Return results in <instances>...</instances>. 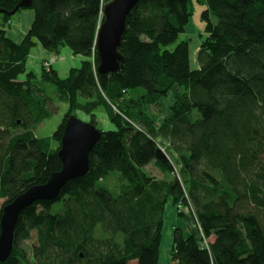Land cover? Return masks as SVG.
Here are the masks:
<instances>
[{"label": "trees", "instance_id": "trees-1", "mask_svg": "<svg viewBox=\"0 0 264 264\" xmlns=\"http://www.w3.org/2000/svg\"><path fill=\"white\" fill-rule=\"evenodd\" d=\"M20 1L0 0V216L61 169L70 116L97 128L100 110L114 130L97 128L85 175L22 211L0 264H157L169 204L177 216L188 210L195 228L173 230L169 263L264 264V0H204L197 69L188 41L177 43L192 0H140L125 21L120 71L102 75L95 40L111 0H32L33 21L16 43L7 30ZM37 45L84 60L66 77L41 65L36 74L26 64ZM39 81L67 105L48 137L34 133L50 114ZM173 87L180 91L157 125L149 110ZM150 163L169 178L145 173Z\"/></svg>", "mask_w": 264, "mask_h": 264}, {"label": "water", "instance_id": "water-1", "mask_svg": "<svg viewBox=\"0 0 264 264\" xmlns=\"http://www.w3.org/2000/svg\"><path fill=\"white\" fill-rule=\"evenodd\" d=\"M140 0H111L103 7V22L96 40L98 74H115L120 71L123 58L118 49L126 32V18ZM32 0H21L11 16L19 8L27 9ZM0 13L5 11L0 10ZM101 132L89 122L70 116L65 124L57 156L61 169L50 175L42 185H35L2 208L0 216V262H4L12 251L14 229L22 211L37 201H54L64 185L85 175L89 168V154Z\"/></svg>", "mask_w": 264, "mask_h": 264}, {"label": "rangeland", "instance_id": "rangeland-1", "mask_svg": "<svg viewBox=\"0 0 264 264\" xmlns=\"http://www.w3.org/2000/svg\"><path fill=\"white\" fill-rule=\"evenodd\" d=\"M192 4H193V16L191 18V22H189L190 24H188L186 26L185 29H189V27L192 25L195 29V34L194 36L188 34L187 32H184L182 34L179 35L177 43L182 41V40H189L192 39L193 37H197V29L201 30L200 34H202L201 36V40H203V32L202 30H204V23L201 20V13L202 11L206 8L205 4H204V0H192ZM33 10L31 9H24L18 13H16L13 18L11 19V25H15L17 23V21L21 22L22 27L28 29L30 24L33 21ZM0 24H1V20H0ZM17 27H20V23H17ZM191 26V27H192ZM9 29L8 28V32L7 35L9 34ZM10 37H12L11 35H9ZM192 36V37H191ZM194 39H192L193 41ZM192 49V47H191ZM190 49V51H191ZM45 51L43 49H41L38 45L35 46L32 50H31V54L29 56H33L35 55V57L38 59V63L40 65V61H47V64L50 65V67H52L53 65L56 64V62L59 61V59L61 57H63L65 54L71 56L72 59H74L73 63H71L72 65H69V68H79L81 65V62L84 60L83 57L81 56H73L70 53V50L68 48H62L60 50V56L58 57L56 56L55 58H57L56 60L53 61V54L48 55L47 57H43L41 54L44 53ZM192 52V51H191ZM190 52V54H192ZM41 55V56H40ZM192 56V55H191ZM43 57V58H42ZM54 58V59H55ZM32 59L29 58V61H27V68L30 70H33L36 74H38L40 72V66L38 67V65H32L31 66V61ZM51 63V64H50ZM68 63V62H67ZM42 67H49V66H44L43 64H41ZM57 65H55L53 67V70L57 71ZM59 75L61 77H65L67 76L66 73H62L60 70L58 71ZM40 87H42L43 90H45L47 96L50 98V100L48 101V108L50 109V114L49 116L38 126H36L34 133L37 137H48L51 136L53 134V132L56 130V128L58 127V125L60 124L64 114L67 111V105L64 102H61L58 100L57 95L55 94V90L53 85L48 84V83H42L41 81H39L37 83ZM136 92L131 91L130 95H136ZM168 98H170V100H172L173 95L172 92L169 93V95L167 96ZM166 103L163 102V114L162 115H157L155 114V108L153 107L150 108V114L153 117H157L156 119V124L159 125V122L161 120L164 119V117H166L168 115V111L166 108ZM153 111V112H152ZM196 114V111H195ZM96 118H97V128L101 129L102 131H110V130H114V127L109 123V122H104V114L102 111L98 110L95 112ZM75 117L82 121V122H89V116L82 114L80 112H76L75 113ZM143 171L153 177L157 178H161L160 176H162L165 180H167L169 178V175L167 173H162L159 169H157L156 167L153 166L152 163L148 164L147 166L143 167ZM161 178V179H163ZM114 181L110 180L108 182V190L114 195L116 196V194L118 193V190L113 188ZM5 200H0V210L1 207L3 205ZM164 223H163V229H162V238H161V244H160V250H159V259H158V263L157 264H167L168 261V253L170 251V245L172 242V237H171V232H170V226L173 224L170 221V218H179L182 220V222H184L183 217L181 216H177L174 212V209L172 207L171 204L167 205V208L165 209L164 212ZM170 217V218H169ZM180 222V221H178ZM186 226V224H185ZM187 227V226H186ZM191 231H194V227L193 225L190 226L189 228ZM34 241V233L31 234V239H29L28 241L22 243L21 245L23 247H29V245ZM211 241V239H210ZM129 264H136L135 261L130 262Z\"/></svg>", "mask_w": 264, "mask_h": 264}, {"label": "crops", "instance_id": "crops-1", "mask_svg": "<svg viewBox=\"0 0 264 264\" xmlns=\"http://www.w3.org/2000/svg\"><path fill=\"white\" fill-rule=\"evenodd\" d=\"M12 23V22H11ZM17 23H20V25H21V22L20 21H17ZM17 23L13 26V25H10V29H9V34L7 35V36H9V35H11L12 37H10L14 42H16V43H19V42H21V40L23 39V37L25 36V34H26V31H27V29L26 28H24V27H22V25L20 26V27H17V26H19V25H17ZM190 24V23H189ZM192 26V25H191ZM189 27V29L187 30V29H185V32H187L188 34H190V35H192V36H194V34H195V29H194V27L192 26V27ZM197 31V37H196V39H195V37H193L192 39H194L193 41H192V39H190V41L189 40H187L188 41V43H189V55H190V62H191V68L192 69H197L198 68V64H197V62H196V54H197V51H198V49H199V47H200V44H201V36H202V34H200V31L201 30H196ZM7 32H8V30H7ZM202 32H203V37H205V35H204V30H202ZM191 36V37H192ZM191 47H192V49H191ZM190 49H191V51H190ZM71 52V51H70ZM190 52L192 53V54H190ZM31 54V53H30ZM71 55H73L72 54V52L70 53ZM43 57H47L48 55H50V53H48V52H44V53H42L41 54ZM40 55V56H41ZM192 55V56H191ZM74 56V55H73ZM42 57V58H43ZM58 57H61L60 56V54H59V56ZM29 58L30 59H32V60H30L31 61V66L32 65H38V67L40 66L39 65V61H38V59L35 57V55H33V56H29L28 57V61H29ZM73 61H74V59H72L71 58V56H69V55H67V54H65L63 57H61L60 59H59V61L58 62H56V64L55 65H57V74L59 75V70L62 72V73H66V75L68 74V71L71 69V68H69V65H72L71 63H73ZM68 62V63H67ZM55 65H53L52 66V69H53V67L55 66ZM60 76V75H59ZM61 77V76H60ZM66 77V76H65ZM180 91V88H178V87H173L172 88V95L174 96L176 93H178ZM173 99V98H172ZM163 102H165L166 103V108H167V111H168V109H169V106L171 105V103H172V100H170V98H168V97H165V98H162V99H160L159 101H158V104L157 105H155V106H153L154 108H155V114H157V115H162L163 114ZM153 107H152V110H153ZM153 112V111H152ZM164 115V114H163ZM105 117V116H104ZM104 122H108V120H107V118L105 117L104 118V120H103ZM161 178H163L162 176H160ZM161 178H157V179H161ZM164 179V178H163ZM190 212L188 211V210H185L184 212H183V215H182V217H183V219H184V222H182V220L181 219H179L178 217L177 218H170V221L173 223L171 226H170V234H171V237H172V232H173V230L175 229V228H179V229H181L182 231H183V233L184 234H186V232H188V231H191L189 228H190V226L191 225H193V221H192V218H191V215L189 214ZM164 218V217H163ZM178 221H180V222H178ZM185 224H186V226H185ZM194 226V225H193ZM171 248H172V242H171V245H170V251H169V253H168V261H167V263L170 261V255H171Z\"/></svg>", "mask_w": 264, "mask_h": 264}, {"label": "built area", "instance_id": "built-area-1", "mask_svg": "<svg viewBox=\"0 0 264 264\" xmlns=\"http://www.w3.org/2000/svg\"><path fill=\"white\" fill-rule=\"evenodd\" d=\"M54 58H55V57H53V61L57 59V58H55V59H54ZM91 62H93V58L91 59ZM42 64H43L44 66H50V65L47 64V61H44V60L42 61ZM50 64H51V63H50ZM200 235H201V237H202V234H200ZM203 243L206 245V241H205V240L203 241ZM168 264H171V263L168 262Z\"/></svg>", "mask_w": 264, "mask_h": 264}]
</instances>
